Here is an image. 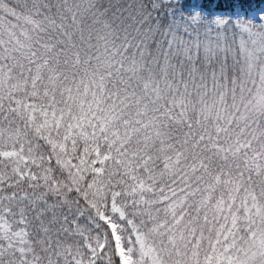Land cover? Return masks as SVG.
<instances>
[{
	"label": "snow or ice",
	"instance_id": "1",
	"mask_svg": "<svg viewBox=\"0 0 264 264\" xmlns=\"http://www.w3.org/2000/svg\"><path fill=\"white\" fill-rule=\"evenodd\" d=\"M0 264H264V0H0Z\"/></svg>",
	"mask_w": 264,
	"mask_h": 264
}]
</instances>
